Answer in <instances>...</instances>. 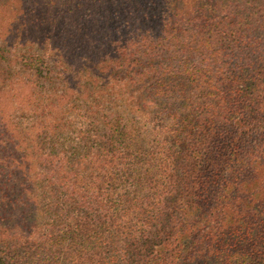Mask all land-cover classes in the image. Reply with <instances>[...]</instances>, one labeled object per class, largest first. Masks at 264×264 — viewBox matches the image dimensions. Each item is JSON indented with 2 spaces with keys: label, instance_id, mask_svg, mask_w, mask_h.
<instances>
[{
  "label": "trees",
  "instance_id": "16d2710c",
  "mask_svg": "<svg viewBox=\"0 0 264 264\" xmlns=\"http://www.w3.org/2000/svg\"><path fill=\"white\" fill-rule=\"evenodd\" d=\"M0 264H264V0H0Z\"/></svg>",
  "mask_w": 264,
  "mask_h": 264
}]
</instances>
